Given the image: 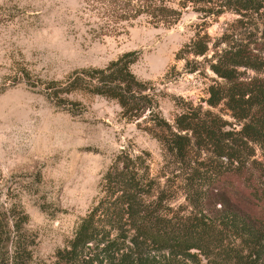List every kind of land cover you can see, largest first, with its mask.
<instances>
[{
  "label": "trees",
  "instance_id": "obj_1",
  "mask_svg": "<svg viewBox=\"0 0 264 264\" xmlns=\"http://www.w3.org/2000/svg\"><path fill=\"white\" fill-rule=\"evenodd\" d=\"M82 4L105 34L142 19L173 26L191 11L201 24L187 48L200 57L209 51L201 32L226 11L249 18L256 31L242 39L223 35L225 48L215 46L208 61L214 77L206 108L187 104L173 125L155 113L152 89L132 73L133 52L54 89L114 101L129 120L149 112L153 125L146 130L160 143L164 163L155 175L144 153L121 150L56 264H264V0ZM16 210L0 214V264L32 262L34 241L23 229L28 217Z\"/></svg>",
  "mask_w": 264,
  "mask_h": 264
},
{
  "label": "rangeland",
  "instance_id": "obj_2",
  "mask_svg": "<svg viewBox=\"0 0 264 264\" xmlns=\"http://www.w3.org/2000/svg\"><path fill=\"white\" fill-rule=\"evenodd\" d=\"M200 24L188 11L173 26L142 19L105 34L82 0H0V214L15 208L27 215L31 264H56L121 150L144 153L155 175L164 164L160 143L146 130L149 112L129 120L114 101L55 90L133 52L132 73L152 89L155 113L173 125L187 104L206 108L214 77L208 61L215 46L225 48L223 35L242 39L256 31L249 18L226 11L201 32L209 51L200 57L187 48Z\"/></svg>",
  "mask_w": 264,
  "mask_h": 264
}]
</instances>
